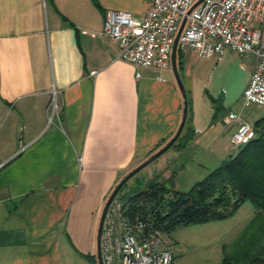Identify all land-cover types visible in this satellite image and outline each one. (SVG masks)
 Wrapping results in <instances>:
<instances>
[{
	"label": "crops",
	"instance_id": "crops-1",
	"mask_svg": "<svg viewBox=\"0 0 264 264\" xmlns=\"http://www.w3.org/2000/svg\"><path fill=\"white\" fill-rule=\"evenodd\" d=\"M146 3L0 0V264H75L80 258L98 264L97 232L107 199L178 130L183 98L172 60L163 71L136 67L119 59L118 45L102 34L106 12L141 20ZM190 51L175 54L187 98L180 143L190 139L185 148L171 146L143 168L161 183L185 170L182 157L194 148L216 155L207 166L198 163L204 169L198 178L204 176L237 150L230 138L246 123L232 112L210 119L217 109L213 99L205 116L198 112L202 97ZM211 58L241 60L242 95L255 59L230 50ZM219 122L230 127L226 134ZM164 247L179 264L177 243L166 240Z\"/></svg>",
	"mask_w": 264,
	"mask_h": 264
},
{
	"label": "built area",
	"instance_id": "built-area-1",
	"mask_svg": "<svg viewBox=\"0 0 264 264\" xmlns=\"http://www.w3.org/2000/svg\"><path fill=\"white\" fill-rule=\"evenodd\" d=\"M183 20L177 48L191 49L202 59L225 50L255 59L242 99L245 106L254 104L264 110V0H147L141 20L128 12H106L102 34L118 45L119 59L163 71L170 64ZM52 95L49 107L54 113L57 105ZM254 137L253 127L241 123L230 147L238 149ZM164 242L159 232L146 229L139 216H129L119 195L113 197L101 229L102 264H174Z\"/></svg>",
	"mask_w": 264,
	"mask_h": 264
},
{
	"label": "trees",
	"instance_id": "trees-1",
	"mask_svg": "<svg viewBox=\"0 0 264 264\" xmlns=\"http://www.w3.org/2000/svg\"><path fill=\"white\" fill-rule=\"evenodd\" d=\"M253 129L252 140L186 192L154 179L135 192L119 195L129 216H139L148 231L163 237L189 225L227 219L250 201L254 214L235 240L222 246L220 264H264V117ZM184 132L172 147L185 148L190 137L180 143Z\"/></svg>",
	"mask_w": 264,
	"mask_h": 264
},
{
	"label": "rangeland",
	"instance_id": "rangeland-1",
	"mask_svg": "<svg viewBox=\"0 0 264 264\" xmlns=\"http://www.w3.org/2000/svg\"><path fill=\"white\" fill-rule=\"evenodd\" d=\"M188 55L189 64L198 71L194 83L202 97L199 102V99H197V109L200 114L205 116L206 106L212 103L213 99L216 102L217 109L210 111V119L217 117L218 120L232 112L241 121L254 125L257 120L264 117V110L257 105H244L240 93V85L244 80V69L240 67V59H238V63H234L233 58L227 62L217 61L215 58L202 59L193 51H190ZM228 62L229 67H225ZM221 63L224 64L222 66L225 68V74L222 76L219 74L221 68H223L222 66L217 71L214 69L215 66ZM184 83L188 88L189 79L186 78ZM218 104L223 107L219 108ZM218 126L222 128L223 124L219 122ZM229 128V126L223 127L224 134L227 133ZM223 137L224 135L220 136L219 139L222 140ZM236 152L237 150H231L229 155L232 156ZM215 156L208 151L199 152L195 148L190 149L182 157V161L186 162L185 170L172 176L171 181L167 185L172 187L175 185L174 189L180 192L188 191L196 182L202 180L220 165L215 164L216 166L211 168L209 172L198 178V175L204 172V169L197 168L198 163L207 166L216 160ZM150 170L146 168L136 173L128 180L127 186L118 192L117 195H122L129 190L135 192L138 188L144 186L150 180ZM253 214V204L250 201H246L227 219L182 227L172 232L169 236L163 235V240L177 243L178 248L181 250L179 253V264H220L222 246L230 245L235 240ZM173 263L176 264V262ZM75 264H95V262L80 258L75 260Z\"/></svg>",
	"mask_w": 264,
	"mask_h": 264
},
{
	"label": "water",
	"instance_id": "water-1",
	"mask_svg": "<svg viewBox=\"0 0 264 264\" xmlns=\"http://www.w3.org/2000/svg\"><path fill=\"white\" fill-rule=\"evenodd\" d=\"M184 24H185V20L182 21V23H181V25H180V27L178 29L177 35H176L175 40H174L172 53H171L173 73H174L176 82L178 84V87L180 89V92H181L182 98H183V112H182V118H181V122H180L179 128L176 131V133L174 134V136L171 138V140L165 146H163L160 150H158L155 154H153L143 164H141L136 169H134L132 172H130L127 176H125L123 178V180L114 188V190L112 191L111 195L107 199V201L105 203V206L103 208V211H102V215H101L100 222H99V227H98V232H97L96 259H97V263L98 264H102L101 254H100V236H101L102 223H103L104 216H105V213H106V210L108 208L109 203L111 202L113 197L118 194L120 189L123 187V185L129 179H131L136 173H138L146 165H148L153 160H155L156 158L161 156L164 152H166L175 143V141L178 139V137L180 136V134H181V132L183 130V127H184V124H185V121H186V117H187V98H186V93H185L184 87H183L182 82H181V80H180V78L178 76V73H177L176 64H175V54H176V51H177L178 38H179V35L181 34V31H182V29L184 27Z\"/></svg>",
	"mask_w": 264,
	"mask_h": 264
}]
</instances>
